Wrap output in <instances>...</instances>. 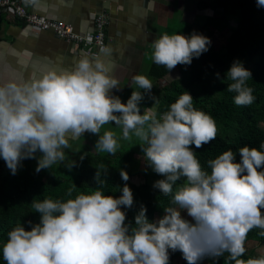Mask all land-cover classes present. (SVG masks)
<instances>
[{
  "label": "clouds",
  "instance_id": "9594fccd",
  "mask_svg": "<svg viewBox=\"0 0 264 264\" xmlns=\"http://www.w3.org/2000/svg\"><path fill=\"white\" fill-rule=\"evenodd\" d=\"M23 3L33 10L42 7V0ZM256 4L264 7V0ZM210 45V38L195 32L189 36L164 32L152 39L149 58L171 71L177 65H190ZM120 51L101 46L94 57L81 55L67 64L58 60L39 66L21 62L11 73L0 74V158L12 175L21 161L36 159L39 173L63 163L64 149L71 148L69 140H79L85 133L98 136L94 154L115 155L121 140L135 139L148 166L164 177L153 183L170 198L163 216L150 222L141 205L134 225L126 224L121 206L132 207V191L125 183L119 197L104 195L105 182L99 176L106 169L101 166L94 178L98 187L88 194L73 195L74 187H69L67 199H33L39 222L29 221L30 230L18 224L8 231L0 247L3 260L6 264H169L171 251L180 252L187 264L226 253L225 264H264V255L241 258L251 230L260 229L264 237V142L259 149L240 147L239 162L231 149L223 151L206 161L210 171L206 170L192 146L199 149L217 138L216 121L194 107L187 92L163 112L152 107L141 110L145 95L158 103L151 95V80L141 74L134 75L131 83L143 91H132L122 103L112 94L120 90L115 65L102 58ZM226 76L231 81L227 91L235 93L234 104H253L251 71L234 60ZM112 123L114 128L104 129ZM120 176L129 179L123 170Z\"/></svg>",
  "mask_w": 264,
  "mask_h": 264
},
{
  "label": "trees",
  "instance_id": "16d2710c",
  "mask_svg": "<svg viewBox=\"0 0 264 264\" xmlns=\"http://www.w3.org/2000/svg\"><path fill=\"white\" fill-rule=\"evenodd\" d=\"M196 9L209 11L204 13L203 17L213 27L207 28L206 22L197 21L195 33L213 40L211 37L214 32L222 31L225 32L224 42L218 48L211 42L209 50L199 58H193L190 65H177L172 69L176 76L161 85L155 110L163 112L179 94L187 92L193 97L194 107L213 117L218 129L217 138L199 149L192 146L201 165L210 171L206 165L208 159L231 149L235 153L236 162H239L240 147L247 145L259 149L260 143L264 142V7H258L256 0H197ZM189 28V24L185 23L180 34L189 36ZM234 60L242 62L252 73L248 84L254 89L255 101L249 106L235 105V93L227 91L231 81L227 79L226 74ZM168 72L170 71L165 67L152 61L147 70L148 76L155 79L162 78ZM70 145V149H64L67 158L63 163L39 173L35 170L36 159L21 161L17 173L12 175L0 158V247L11 228L21 224L25 230H30L29 221L32 224L39 222V213L31 206L33 199H67L66 192L69 187H74L73 195L81 192L88 194L98 187L94 178L101 166L106 169L101 171L99 176V179L105 182L102 189L104 195L119 197L125 183L132 191V207L121 206V210L126 214V224L134 225V216L141 205L147 209L146 216L150 222L154 221V213L163 212V208L169 205L170 198L162 196L158 189L153 188V183L164 177L148 166L139 144L136 152L144 158L143 168L138 167L137 159L133 156L134 151L128 148L118 149L115 155H109L94 154V150L80 147L75 154L76 147ZM36 156L39 157L40 153L37 152ZM72 162L75 164L69 168L67 165ZM121 170L128 174L127 181L122 180ZM134 175L141 178L137 184L130 182ZM260 231L251 230L245 243L256 239L264 245V237L259 235ZM169 255V264H175L176 258H180L177 264H187L180 252L170 251ZM226 257L227 253L224 257L205 258L199 264H225ZM241 258H251V252H245ZM0 264H6L2 252Z\"/></svg>",
  "mask_w": 264,
  "mask_h": 264
},
{
  "label": "crops",
  "instance_id": "0c3cea01",
  "mask_svg": "<svg viewBox=\"0 0 264 264\" xmlns=\"http://www.w3.org/2000/svg\"><path fill=\"white\" fill-rule=\"evenodd\" d=\"M18 1L31 12L68 23L75 32L92 30L94 14L103 12L107 18L106 46L121 50L111 58L102 57L105 60L111 59L114 63V75L120 82V90H113V95L130 91L135 85L131 83L132 77L137 74L145 75L154 84L161 83L160 85L176 76L171 75L174 70L160 79L147 74L152 60L145 63V55L149 56L147 52L151 50L152 39L163 33L157 27H166L167 17L176 12L180 15L179 21H185L189 26V22L194 21L197 14L209 13L208 10L204 12L196 9L197 0H42L40 10L25 6L23 0ZM154 19L157 21L152 28L150 22ZM175 32L180 34L178 28L170 30V33ZM84 51L85 47L82 45L58 38L50 30L35 29L0 10V74L11 73L21 62L39 66L53 65L62 60L67 64L74 57H94L98 53L94 50L88 53ZM145 96L147 103L144 102V108L151 99L148 95Z\"/></svg>",
  "mask_w": 264,
  "mask_h": 264
},
{
  "label": "rangeland",
  "instance_id": "374dc122",
  "mask_svg": "<svg viewBox=\"0 0 264 264\" xmlns=\"http://www.w3.org/2000/svg\"><path fill=\"white\" fill-rule=\"evenodd\" d=\"M174 16V17H173ZM179 17V18H178ZM180 19V15L178 14V12H176L175 14L173 15H169L166 19V27H157V29L159 31L163 30V33L164 32H169L170 33V30L172 28H175L177 30L178 28V31L181 32L182 30H184V25H185V21L182 22V21H179ZM214 20V23H215V19ZM156 19H154L152 21V23L150 22V26L153 28V26L156 25ZM197 21L198 23H203V22H206L207 23V28H209L210 26L213 27L209 21H206L203 17V14H197L196 17H194V21L192 22H189L190 23V28H189V32H190V35L195 32L194 31V28L196 30V27H194L195 25H197ZM229 22L231 23V21L229 20ZM217 24V22H216ZM194 25V26H193ZM194 27V28H193ZM215 27V26H214ZM219 32H222V31H219ZM219 32H214V36L211 37L213 40H211V42L213 43L214 47L215 48H218L220 46V44H222L224 42V36H225V32H222V33H219ZM182 35H184V33H182ZM151 50H149L147 52V54H150ZM149 56L145 55V58H144V62L146 61H149ZM145 62V63H146ZM171 75H176L175 72L172 71V74ZM171 77V76H169ZM152 82V92H151V95L152 96H155L156 97V100H158V96L160 95V89L158 88L159 86H161L159 84H154L153 80H151ZM132 89L130 91H126L125 93H120V94H117L116 96H119L120 99H121V102L122 103H126L127 99L129 98V96L131 95V92L132 91H142V89H139L136 85H133V87H131ZM154 88V89H153ZM158 88V89H156ZM130 89V88H129ZM158 91V92H155ZM146 97V96H145ZM149 98V96H148ZM144 100H146L144 98ZM141 101V104H140V107H141V110H143L144 108V102L146 101ZM147 107H152L153 109H155L156 107V103L153 102L152 99H149V103H148V106ZM115 127V124L112 123V124H109V125H105L104 126V129H109V128H114ZM262 127H264V124H262ZM102 129V132L103 130ZM117 132H119V129H116ZM98 139V136L97 135H93V134H90V133H85L83 135V137L79 140H76V141H70L69 143L72 144L73 146L76 147V150L74 151L75 154L78 153V150L77 149H80L81 148H84V147H87V148H90L91 150H94V146H95V142L96 140ZM137 142L135 141V139L132 141V142H127V141H120V148L119 149H122V148H128V149H131L134 151L133 153V156L136 157L137 159V164H138V167L139 168H143L144 167V158L140 155V154H137L136 152V148H137V145L136 144ZM135 144V145H134ZM79 147V148H78ZM37 161V160H36ZM141 181V178L140 176L138 175H134L130 178V182L134 183V184H137ZM262 213H264V209L261 210ZM163 212H156L154 213V216H153V219L154 221L160 217L163 216ZM181 215L184 216L186 219H191L190 217L187 216L186 212H181ZM245 248H246V252H251V257H259L260 255H264V245L262 244L261 241L259 240H256V239H251V240H248L246 243H245ZM180 261V258H176L174 260V263L177 264L179 263ZM200 264H205L204 262H201Z\"/></svg>",
  "mask_w": 264,
  "mask_h": 264
},
{
  "label": "built area",
  "instance_id": "2783aa9c",
  "mask_svg": "<svg viewBox=\"0 0 264 264\" xmlns=\"http://www.w3.org/2000/svg\"><path fill=\"white\" fill-rule=\"evenodd\" d=\"M0 10L35 29L50 30L58 38L82 45L85 47L84 52L87 53L92 50L98 52L101 46L107 44L105 39L107 18L103 12L94 14L92 30L75 32L68 23L31 12L18 0H0Z\"/></svg>",
  "mask_w": 264,
  "mask_h": 264
}]
</instances>
